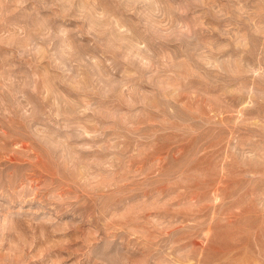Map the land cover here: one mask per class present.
Returning a JSON list of instances; mask_svg holds the SVG:
<instances>
[{"label":"rangeland","instance_id":"374dc122","mask_svg":"<svg viewBox=\"0 0 264 264\" xmlns=\"http://www.w3.org/2000/svg\"><path fill=\"white\" fill-rule=\"evenodd\" d=\"M0 264H264V0H0Z\"/></svg>","mask_w":264,"mask_h":264}]
</instances>
